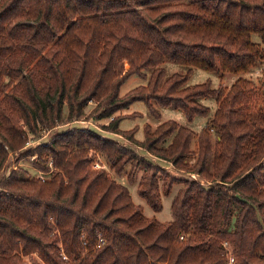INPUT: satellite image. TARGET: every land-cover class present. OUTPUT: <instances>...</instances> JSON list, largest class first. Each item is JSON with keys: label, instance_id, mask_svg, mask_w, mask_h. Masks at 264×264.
Segmentation results:
<instances>
[{"label": "trees", "instance_id": "obj_1", "mask_svg": "<svg viewBox=\"0 0 264 264\" xmlns=\"http://www.w3.org/2000/svg\"><path fill=\"white\" fill-rule=\"evenodd\" d=\"M167 61L186 69L166 76ZM262 67L264 0H0V173L30 135L79 119L90 100L116 133L115 113L136 100L157 118L154 104L207 118L199 131L174 118L145 123L143 140L128 130L200 178L89 127L26 148L22 156L51 171L45 180L18 167L0 176V264H226L225 241L238 264H264V69L260 86L247 76ZM194 68L244 74L229 87L189 84ZM134 74L147 83L121 95ZM204 98L215 99L213 112ZM95 153L104 167H92ZM137 170L155 211L181 184L170 220L146 216L117 178L134 182Z\"/></svg>", "mask_w": 264, "mask_h": 264}, {"label": "rangeland", "instance_id": "obj_2", "mask_svg": "<svg viewBox=\"0 0 264 264\" xmlns=\"http://www.w3.org/2000/svg\"><path fill=\"white\" fill-rule=\"evenodd\" d=\"M253 39L258 42L260 41V37L257 34L253 35ZM163 65L166 69V76L172 74L175 71H184L186 69V66L182 64L170 62V61L165 62ZM126 67H129V65L127 64ZM262 69H264V67L253 69L251 73L247 74L249 78L254 79L257 86L261 85V78L263 77ZM149 73L150 72H148V74ZM243 74L244 73H239V74H232V76L228 75V76L220 77L212 71L202 69V68H194V71L190 75L188 83L196 84V83L204 82L206 80H211L213 87H217L219 85H225L229 87L235 81L237 77ZM147 81H148V78L145 79L137 74L131 75L122 84L120 88V94L123 95L127 93L128 91L135 88L139 84H146ZM262 95H263L262 92L259 91L257 95L259 96L257 99L258 102L264 101V98ZM202 101L206 105L211 106L212 112L217 107L216 101L213 98H204ZM154 105L161 112L160 118L154 117L150 113L149 106L144 100H136L130 106L115 113V116H119L122 118L119 122L121 133H116V132H113L107 129V126L110 123L112 117H100L98 111H96L97 103L93 100H90L88 101L84 114L79 119H72L70 121H64V123L59 124L55 128H52L51 130L44 132L41 136L30 135V140H29L30 145H28L29 144L28 143L26 147L20 150H17L15 152H10L9 158L6 164L7 172H9L12 168L15 169L18 167V168L26 169L30 175H37L39 170H37V167H35L32 162V160H34L32 159L33 155L22 156L21 152L26 150V148L37 146L41 142H47L50 136H52L54 133L58 131L66 130L73 126H79V127L92 128L104 136L116 139L119 143L134 149L138 153L144 154L149 159L164 166L167 170L171 171L173 174L177 176L188 177V178L190 177L200 178V175L182 170L179 167L174 166L171 162L163 160L159 158L158 156L146 151L144 148L138 146L133 141L134 139H130L131 132H129L128 130L135 129V134H132L134 135L133 138H137L138 140H143L145 138V129H144L145 123L146 124L149 123L152 125L153 128H155L160 122L168 118H174L178 120L179 122H181L182 124L192 127L196 131H199L207 123V118L204 116H197L192 121H190L181 110L174 109L172 107L159 106L158 104H154ZM66 111H67V107H66ZM134 113L135 115H133ZM122 130H125V131H122ZM215 138L216 136L214 134L213 139ZM91 152L93 153L94 151L92 150ZM95 154L97 156L96 160H101V163L105 165L103 156L98 153H95ZM36 158H37V155H36ZM131 167L132 165L128 164L127 170H130ZM7 172L2 171V173H0V176H3ZM142 174H143V171L137 170L136 180L134 182H131L129 178L127 177V175L125 174L117 175V178L122 183H124L125 185L129 187L132 197H133V201L136 204L142 206L143 211L146 216L155 217L161 221L170 220L172 218V212H171L172 201H173L174 196L178 193L181 187V184L175 183L173 184V187L170 193L168 194L162 193L163 207L161 210L155 211L151 207V205L147 202V200L143 198L139 193L138 183H139V179L141 178ZM24 259L28 261L29 257L26 256L24 257Z\"/></svg>", "mask_w": 264, "mask_h": 264}, {"label": "built area", "instance_id": "obj_3", "mask_svg": "<svg viewBox=\"0 0 264 264\" xmlns=\"http://www.w3.org/2000/svg\"><path fill=\"white\" fill-rule=\"evenodd\" d=\"M29 143V141L27 142V144ZM26 144V146H27ZM30 145V143L28 144ZM25 146V147H26ZM36 158V154L32 156V159ZM105 165L103 163H101V160H96L93 164L92 167L93 168H101L104 167ZM37 170H39L38 172V176L42 179L45 180L48 176L50 171H42L40 169L37 168ZM181 238H183V236H181ZM105 242V238L103 237L102 234H99V244H103ZM225 249H226V256H227V260H226V264H238V260H237V256L235 254V252L233 251V248L231 247V244L228 241H225L223 243Z\"/></svg>", "mask_w": 264, "mask_h": 264}]
</instances>
